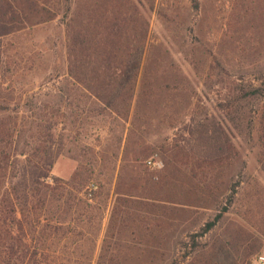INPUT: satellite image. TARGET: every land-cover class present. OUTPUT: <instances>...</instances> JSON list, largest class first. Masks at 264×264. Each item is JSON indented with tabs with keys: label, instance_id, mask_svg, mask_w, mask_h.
<instances>
[{
	"label": "rangeland",
	"instance_id": "rangeland-1",
	"mask_svg": "<svg viewBox=\"0 0 264 264\" xmlns=\"http://www.w3.org/2000/svg\"><path fill=\"white\" fill-rule=\"evenodd\" d=\"M195 4L0 5V217L13 203L29 214L21 183L34 161L50 156L52 176L73 182L26 225L43 264L264 255V98L253 95L264 92V0ZM114 17L122 28L108 58L102 32Z\"/></svg>",
	"mask_w": 264,
	"mask_h": 264
},
{
	"label": "trees",
	"instance_id": "trees-1",
	"mask_svg": "<svg viewBox=\"0 0 264 264\" xmlns=\"http://www.w3.org/2000/svg\"><path fill=\"white\" fill-rule=\"evenodd\" d=\"M3 1L6 2V0H0V5H2ZM195 1V5L198 7V0ZM10 9L14 10L13 5H11ZM121 28L120 21L117 17H114L113 19L110 18L108 27L104 28L102 32L105 36L104 49L108 53V58H110V51L114 47L116 36L121 33ZM7 30H9V24L0 18V37L7 33ZM74 40L79 45L84 44L85 35L83 31H77ZM253 91V95L264 98V92L259 87ZM1 143L2 140H0V169L4 167L2 162L5 164L8 158L7 153L2 150ZM52 165L53 159L48 156L45 161H34L29 170L23 168L22 176L24 182L21 183V186H24L23 190L26 191L23 205L29 209V214L23 209L21 217H18L16 206L13 203L12 209L6 215L0 217L2 225H8L7 228L0 229V264H43V261L38 256V251L32 250L30 244H34L32 243L33 238L31 237L32 239L30 240V232L26 231V225L30 227V231H33L36 228H33V224L38 223L39 217L32 216V209L46 204L49 194H58V192L62 195L65 194L73 183L59 176H52ZM77 190L78 193L81 192L79 188ZM226 211L227 207L219 211L214 219L208 222L205 229L208 230L215 226Z\"/></svg>",
	"mask_w": 264,
	"mask_h": 264
},
{
	"label": "built area",
	"instance_id": "built-area-1",
	"mask_svg": "<svg viewBox=\"0 0 264 264\" xmlns=\"http://www.w3.org/2000/svg\"><path fill=\"white\" fill-rule=\"evenodd\" d=\"M252 264H264V255L260 254Z\"/></svg>",
	"mask_w": 264,
	"mask_h": 264
}]
</instances>
